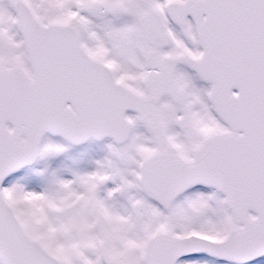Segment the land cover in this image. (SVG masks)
Returning a JSON list of instances; mask_svg holds the SVG:
<instances>
[{
	"label": "snow or ice",
	"instance_id": "1",
	"mask_svg": "<svg viewBox=\"0 0 264 264\" xmlns=\"http://www.w3.org/2000/svg\"><path fill=\"white\" fill-rule=\"evenodd\" d=\"M0 264H264V0H0Z\"/></svg>",
	"mask_w": 264,
	"mask_h": 264
}]
</instances>
